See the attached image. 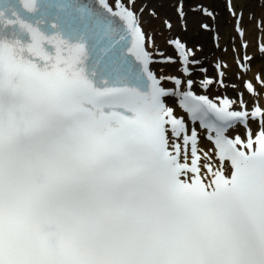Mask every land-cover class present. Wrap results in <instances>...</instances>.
Here are the masks:
<instances>
[{"label":"snow or ice","instance_id":"snow-or-ice-1","mask_svg":"<svg viewBox=\"0 0 264 264\" xmlns=\"http://www.w3.org/2000/svg\"><path fill=\"white\" fill-rule=\"evenodd\" d=\"M151 63L135 0H0V264H264V107L182 92L204 151Z\"/></svg>","mask_w":264,"mask_h":264},{"label":"bare ground","instance_id":"bare-ground-1","mask_svg":"<svg viewBox=\"0 0 264 264\" xmlns=\"http://www.w3.org/2000/svg\"><path fill=\"white\" fill-rule=\"evenodd\" d=\"M159 0H135V7L138 5L143 6L142 13H139L142 26L144 31L147 35H151V41L147 42V49L148 51L154 55L156 52L160 51L163 48H166V32L163 31L162 25L163 22L166 20L170 21L171 29L175 28H182L184 27L185 22L187 21V17L185 16L183 20H177L175 22L173 17H170V9L168 7L161 8L158 6ZM165 3H171L175 0H161ZM177 1V0H176ZM246 0H232V6L235 7V12L238 11H244L242 22L236 24V26L243 28L245 31V36L240 40H234L232 43H230L227 40L226 32L230 29L231 23H228L225 17L221 18L219 20V26L222 27V29L219 32V37L222 35V39L220 43L227 45L226 52H222L221 54H218L216 58H219L218 60L214 61V66L212 69H216L217 65H220L219 68L224 70L223 73V84L221 85L220 80L221 77L216 75V72H214V77L212 76L213 83L207 86H204L202 83L205 80H208L207 77L208 74L211 76L210 73L206 74H200L195 73L191 77L193 78L194 84L192 88H197L200 90V88H203L202 91L209 93L210 97L212 99L216 98H228L233 101H237V104L239 103V100L242 98L243 101L248 105L249 109L252 107L254 103L261 102L264 105V89H258L260 91L259 98H255L252 95H250L245 88H242L244 86L243 83L240 82L241 78L246 79V82L248 80L254 81V77L258 73L262 74V78H264V53L261 52V48L264 46V10H259L256 16H262L259 17L258 21L249 18L247 15L254 11L257 7L254 6V4ZM246 2V3H245ZM208 6H214L215 1L210 0L207 2ZM264 6V5H263ZM208 9V8H206ZM210 10V9H208ZM211 11V10H210ZM190 33L188 34L185 40L184 39V45L187 47L188 51V58L190 59V55L196 52L197 47L192 45L190 41L192 42V30L194 29L195 25V19L198 17L195 13H190ZM201 19V17H200ZM204 20H209L205 18ZM237 27V28H238ZM207 37L202 36V39H205ZM201 40V39H197ZM238 41H241L244 45H247V47H243V53L244 55H247V57H251V60H242L239 58V52H240V45ZM256 41V43H254ZM234 58V59H233ZM237 58V59H236ZM240 62H244V66L246 68L245 72L239 68ZM153 68L156 71L157 75H167L171 72H174L175 69H177V66L175 62L171 64H154ZM180 66L178 65L179 70ZM225 74V75H224ZM245 82V83H246ZM233 87V89L229 90V88ZM183 88V87H182ZM235 107V105H234ZM255 128V125L253 126ZM205 141H202V144L205 145Z\"/></svg>","mask_w":264,"mask_h":264},{"label":"rangeland","instance_id":"rangeland-1","mask_svg":"<svg viewBox=\"0 0 264 264\" xmlns=\"http://www.w3.org/2000/svg\"><path fill=\"white\" fill-rule=\"evenodd\" d=\"M210 0H204L202 1V7H200V16L206 15L208 16V13H204L203 7L206 8V3ZM215 1L214 9L216 11L215 16L211 23L207 25V27H203L204 25L201 23L200 19L196 20V23L194 25V29L192 30V44H196L200 46L199 53L194 57V59L198 62L196 64L197 71L201 69V67H209V64L212 65L213 59L211 58L216 52L223 51L225 49V46L220 44V45H215L212 41V34L215 33L214 29L219 26V20L223 17L228 18L232 20V24L235 21L236 15H233L230 17L228 13H230L226 9V4L224 3V0H213ZM249 0H246V2ZM245 2V3H246ZM192 1H189V4H191ZM252 3L254 4L255 7H257L253 13L254 16L258 13L259 10H264V0H252ZM225 6V7H224ZM252 12V11H251ZM211 14V12L209 11ZM233 14V13H232ZM248 16V15H247ZM262 17V16H257ZM264 19V18H263ZM234 25V24H233ZM233 25H231L230 30L227 32V35L231 37V40L234 41L237 39V34L235 32V29L233 28ZM186 34V32H184ZM202 36L207 37L205 39H202ZM197 39H201L200 41ZM241 39V38H240ZM244 54V53H243ZM242 55V53H241ZM240 55V56H241ZM207 72V71H205Z\"/></svg>","mask_w":264,"mask_h":264}]
</instances>
